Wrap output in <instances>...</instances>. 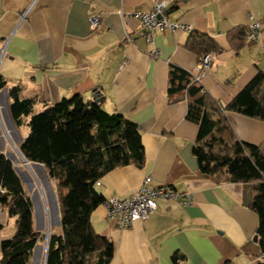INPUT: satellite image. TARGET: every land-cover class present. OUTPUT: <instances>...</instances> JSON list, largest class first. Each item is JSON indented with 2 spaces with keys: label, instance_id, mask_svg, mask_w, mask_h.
<instances>
[{
  "label": "crops",
  "instance_id": "1",
  "mask_svg": "<svg viewBox=\"0 0 264 264\" xmlns=\"http://www.w3.org/2000/svg\"><path fill=\"white\" fill-rule=\"evenodd\" d=\"M31 1L0 0V75L5 80L0 89V137L4 134L9 142L0 151L7 157L9 148L24 138L19 134L25 124L18 126L10 111L12 86L19 85L20 97L33 101V111L75 91L85 100L99 92L103 110L137 124L145 159L140 167L126 164L109 170L97 189L105 197L123 198L149 175L150 186H169L191 197L188 204L157 198V207L147 219L125 228L108 216L104 203L97 206L92 225L113 242L108 264L264 262L255 234L258 217L248 207L252 185L223 181L199 170L192 153L198 125L186 118L184 91L168 90L172 65L191 72L197 64L198 55L185 46L191 32L207 34L219 45L201 85L220 105L264 71V0H165L169 19L188 24L190 30L157 32L153 45L140 34V23L131 13L148 10L156 0H36L21 19ZM92 15L99 16L96 28L89 24ZM251 17L261 26L259 37L236 47L237 32L246 29ZM153 46L160 49L157 57L150 55ZM228 115L239 140L253 144L264 140L263 121ZM11 162L21 182L29 181L19 163ZM28 165L45 169L40 163ZM38 188L47 222L52 223L49 196L40 182ZM25 189L33 206V227L43 235L35 208L39 192ZM56 204L58 208L57 198ZM15 221L0 206V258L1 241L11 237ZM57 224L53 229L47 225L48 235L59 230V209ZM44 250L41 238L29 264H42Z\"/></svg>",
  "mask_w": 264,
  "mask_h": 264
},
{
  "label": "trees",
  "instance_id": "2",
  "mask_svg": "<svg viewBox=\"0 0 264 264\" xmlns=\"http://www.w3.org/2000/svg\"><path fill=\"white\" fill-rule=\"evenodd\" d=\"M245 31L238 30L236 47L245 42ZM185 46L198 57L219 48L216 40L199 32H191ZM4 86L0 75V89ZM168 90L184 91L186 118L198 125L192 153L199 170L223 181L252 185L248 207L258 217L255 234L264 254V140L259 144L239 140L228 115L237 113L264 122V71L259 70L225 105L193 81L190 72L174 65L169 69ZM19 92V85L9 89L10 111L16 124H26L29 132L17 148L29 164L44 166L54 181L59 209V230L49 234L45 264H108L113 242L96 232L91 222L93 210L108 198L97 185L114 167L143 165L144 148L137 124L103 110L99 92L85 100L75 91L36 113L33 101L21 98ZM27 115L30 117L25 122L23 116ZM0 206L16 220L11 237L1 241L0 264H29L42 234L33 227L31 198L11 160L1 151Z\"/></svg>",
  "mask_w": 264,
  "mask_h": 264
},
{
  "label": "built area",
  "instance_id": "3",
  "mask_svg": "<svg viewBox=\"0 0 264 264\" xmlns=\"http://www.w3.org/2000/svg\"><path fill=\"white\" fill-rule=\"evenodd\" d=\"M36 0H32L29 6L23 12L21 19L25 18ZM167 1L156 0L151 8L144 11H134L131 16L140 23V34L145 40L153 45V40L157 32L190 30V26L179 21H171L165 14ZM99 23V16L92 15L89 18L91 28H96ZM261 26L258 21L251 17L245 31L246 41H255L260 34ZM160 49L153 46L150 55L157 57ZM213 60V51H208L198 58L197 64L190 72L193 81L201 84V79L207 75ZM150 176L147 175L141 181L136 189L132 190L129 195L123 198L117 196L108 197L104 204L107 208V214L115 217L121 228L130 226L133 221L145 220L156 209V199L176 200L181 204H188L191 201L189 192H179L169 186L153 187L149 185Z\"/></svg>",
  "mask_w": 264,
  "mask_h": 264
},
{
  "label": "rangeland",
  "instance_id": "4",
  "mask_svg": "<svg viewBox=\"0 0 264 264\" xmlns=\"http://www.w3.org/2000/svg\"><path fill=\"white\" fill-rule=\"evenodd\" d=\"M42 110H44V109H40V111H42ZM40 111H39V109H35L33 111V113L40 112ZM27 116L29 119L30 115H27ZM28 119H25V122H27ZM28 132H29V128L25 124V127H24V129H22L20 131L19 136L25 137L28 134ZM0 133H3L1 127H0ZM12 137H13V139L14 138L16 140L18 139V136L15 133ZM8 143L9 142H8L7 137L3 134L2 137H0V146L6 150ZM14 146H17V145L14 144ZM7 157L10 158L15 164L19 163V164H17V166H18V169L20 171H26V175L28 176L29 181H27V182L25 181L26 183L24 185L28 188L30 193L32 194L36 189L39 192L38 196L35 197V208H36V215L38 216L39 222L42 225L41 226L42 230L44 229L43 230L44 234L42 235V240L45 243V237H46L45 234H46V231L48 230L47 225H49V227L51 229L58 227V224H57L58 208H57V204H56V195L54 193L55 192L54 186H53L46 170L39 167V166H36V165L30 166L31 168H28L29 165L24 163V161L21 159L19 153H17V150L15 147L12 146L11 148H9V150L7 152ZM26 166H28V167H26ZM42 177L45 180V182H43V180L41 179ZM38 182L41 183V185L43 186V189L45 190L46 195L49 196L48 204H49V206L52 207L51 211L54 212L53 213V215H54L53 220L54 221H52V223L47 222L46 215H45V209H44L43 195L39 191ZM51 229H49V230H51Z\"/></svg>",
  "mask_w": 264,
  "mask_h": 264
},
{
  "label": "water",
  "instance_id": "5",
  "mask_svg": "<svg viewBox=\"0 0 264 264\" xmlns=\"http://www.w3.org/2000/svg\"><path fill=\"white\" fill-rule=\"evenodd\" d=\"M96 100H99V98L96 99ZM14 147L16 148L17 153H19V155H20L21 159L24 161V163L28 165V161L25 160V158L21 155V153H20V151L18 150V148H17L16 146H14ZM45 236H46V237H45V250H44V255H43V261H42V264H45V257H46L47 245H48V238H49L48 230L46 231ZM256 238H257V236H256Z\"/></svg>",
  "mask_w": 264,
  "mask_h": 264
}]
</instances>
